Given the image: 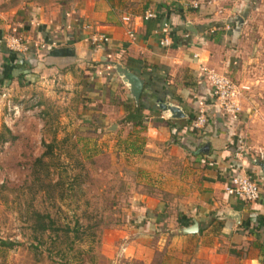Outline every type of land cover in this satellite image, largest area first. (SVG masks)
I'll list each match as a JSON object with an SVG mask.
<instances>
[{
  "label": "crops",
  "instance_id": "1",
  "mask_svg": "<svg viewBox=\"0 0 264 264\" xmlns=\"http://www.w3.org/2000/svg\"><path fill=\"white\" fill-rule=\"evenodd\" d=\"M140 1L0 0V78L13 76L0 86L15 83L28 89L36 83L53 94L50 84L63 92L72 85L83 87L93 108L81 118H95V125L109 132L116 124L114 151L120 158L147 159L135 163L140 170H151L150 182L140 184L146 190L139 191L136 208L147 212L133 241L134 257L150 260L153 251H145L155 250L151 236L161 224L173 234L171 247H183L168 254L169 259L180 256L181 264H264V199L243 203L224 192L233 170L264 189V72L259 67L264 65V45L250 40L253 0H144L147 8H130V2ZM148 9L156 11L157 19H142ZM161 21L171 25L169 47L159 44ZM187 23L195 33L186 29ZM85 26L108 35L109 42L92 45ZM131 30L133 38L127 34ZM10 38H18L24 51L4 47ZM175 38L180 42L175 44ZM116 66L142 80L138 101L116 74ZM201 67L225 74L238 85L236 116L213 108ZM20 72L26 74L22 81ZM139 100L142 108L137 112ZM158 101L179 107L184 116L171 118ZM201 106L208 121L191 130ZM122 130L129 132L123 140ZM137 134L143 136L138 144ZM194 222L196 233H182Z\"/></svg>",
  "mask_w": 264,
  "mask_h": 264
},
{
  "label": "rangeland",
  "instance_id": "2",
  "mask_svg": "<svg viewBox=\"0 0 264 264\" xmlns=\"http://www.w3.org/2000/svg\"><path fill=\"white\" fill-rule=\"evenodd\" d=\"M140 2H130V8L148 7ZM251 6L250 40L264 45V0H253ZM259 67L264 72V65ZM39 86H0V136L7 138H0V264L183 263L180 256L169 259L168 254H177L171 251L183 247L175 249L176 243L171 247L173 234L161 224L151 236L155 250L145 251H153L150 260L133 256V241L143 224L140 218L147 212L136 208L139 191L146 190L140 184L150 182L151 170H140L135 163L147 159L120 158L114 151L117 128L105 131L95 125V118L94 122L81 118L93 108L85 88L69 85L72 89L63 92L50 84L53 94ZM128 134L122 130L120 138ZM137 137L138 144L143 136ZM34 212L50 216V221L44 219L48 230H34Z\"/></svg>",
  "mask_w": 264,
  "mask_h": 264
},
{
  "label": "built area",
  "instance_id": "3",
  "mask_svg": "<svg viewBox=\"0 0 264 264\" xmlns=\"http://www.w3.org/2000/svg\"><path fill=\"white\" fill-rule=\"evenodd\" d=\"M143 20L157 19L155 10L148 9L144 12ZM129 21L128 18L124 19ZM85 30L89 31L88 40L92 45L100 47V45L109 42L108 35L92 31L90 26H85ZM128 36L134 37L133 30L129 31ZM159 44L169 47L172 45L171 25L167 21H161L158 27ZM186 36V35H185ZM7 49L11 51L23 52L24 46L19 42L18 38H10L6 43ZM201 73L206 77L213 96V108L221 115L236 116L240 112L237 103L239 94L238 85H236L227 75L218 73L207 67L200 68ZM207 109L203 106L199 107L194 118L190 122V129L196 130L203 128L207 123ZM224 192L227 195L235 197L243 203L256 202L264 199V189L261 188L253 179L244 172L233 170L224 185Z\"/></svg>",
  "mask_w": 264,
  "mask_h": 264
},
{
  "label": "water",
  "instance_id": "4",
  "mask_svg": "<svg viewBox=\"0 0 264 264\" xmlns=\"http://www.w3.org/2000/svg\"><path fill=\"white\" fill-rule=\"evenodd\" d=\"M186 29L190 32H194L195 30L194 28L191 26L190 23L186 24ZM116 70V74L119 76V78L128 86V89L133 97V99L135 101H138L139 96L142 92L143 89V82L142 80L134 73L130 72L129 70H127L125 67L123 66H116L115 67ZM158 106L162 109V110H167L170 113V117L171 118H179V117H183L184 114L183 112L180 110L179 107L171 105V104H167V103H163L162 101H158ZM116 127V124H111L109 127V130H114ZM262 166V170L264 172V166L263 164H260ZM198 231V225L196 222H194L192 225L185 227L182 230V233L184 234H193L196 233Z\"/></svg>",
  "mask_w": 264,
  "mask_h": 264
},
{
  "label": "trees",
  "instance_id": "5",
  "mask_svg": "<svg viewBox=\"0 0 264 264\" xmlns=\"http://www.w3.org/2000/svg\"><path fill=\"white\" fill-rule=\"evenodd\" d=\"M180 42V40H178L177 38H175L174 39V43L176 44V43H179ZM25 75L26 74H24L23 72H20L19 73V80H24L23 78L25 77ZM18 76V75H17ZM12 77L13 76H11V75H4V76H2L1 78H0V83H3V84H6V83H8V80H11L12 79ZM6 82V83H5ZM22 83V82H21ZM142 107H141V102H140V100H139V102H138V104H137V106H136V111L138 112V110H140ZM138 116V115H137ZM138 123H141V121L139 120V122ZM4 131L9 135V137H10V139H14V137L13 136H11V133H10V131L5 127L4 128ZM172 136V138H174V137H176V134H172L171 135ZM0 138H1V140L2 141H6L5 139H7V138H5L4 136H0ZM34 217H35V222H36V225L34 226V230H36V231H39V232H44V231H46V230H48V228L50 227L49 226V224L48 223H46V222H44V219H48L49 221H50V216H48V215H43V214H40L39 212H34ZM145 222V220L143 219L142 220V223H144ZM141 224H139V226H140ZM1 243H3V242H1ZM3 244H5V243H3Z\"/></svg>",
  "mask_w": 264,
  "mask_h": 264
}]
</instances>
